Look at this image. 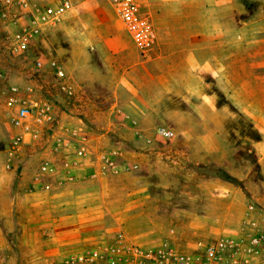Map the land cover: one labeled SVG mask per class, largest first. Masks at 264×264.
Listing matches in <instances>:
<instances>
[{
  "label": "crops",
  "instance_id": "1",
  "mask_svg": "<svg viewBox=\"0 0 264 264\" xmlns=\"http://www.w3.org/2000/svg\"><path fill=\"white\" fill-rule=\"evenodd\" d=\"M136 1L157 31L154 52L147 57L140 55L105 0H72L57 29L45 33L74 87L73 96L66 97L52 81L45 83L64 108L58 104L67 124L89 121L100 126L103 114L108 121L114 115L122 122L136 119L152 126L149 111L160 117L163 110L176 114L179 94L193 99L189 107L195 117L185 118L193 126H211L233 106L256 109L250 102L239 104L237 96L264 95V0ZM3 82L4 77L0 110L11 87ZM218 94L228 95L230 103H219ZM213 139L207 135L200 142ZM8 152L0 149V264H17L19 254L38 248L39 238L45 241V252L55 253L67 242L91 245L112 236L102 233L109 229L98 221L100 203L88 189L105 179L82 180L91 170L88 161L67 170L64 165L71 156L49 155L46 149L31 153L29 158L52 163L50 172L35 183L39 170L24 168L18 177L16 169L3 167V156L9 164ZM12 254L13 260L3 259Z\"/></svg>",
  "mask_w": 264,
  "mask_h": 264
},
{
  "label": "rangeland",
  "instance_id": "2",
  "mask_svg": "<svg viewBox=\"0 0 264 264\" xmlns=\"http://www.w3.org/2000/svg\"><path fill=\"white\" fill-rule=\"evenodd\" d=\"M46 56L60 61L56 48L46 41L45 35L37 41L36 47L19 55H13L0 38L3 83L45 89L50 79L45 77L44 70H35L32 63L39 58L45 60ZM216 99L219 103H230L228 95L218 94ZM237 101L239 104L250 102L257 107L244 111L232 105L230 110L221 112L220 121L216 119L206 127L193 126L191 121L188 125L186 116L191 120L196 112L190 110L189 103L193 99L187 94H179L176 114L163 110L160 117L149 108L147 117L152 126H144L132 118L137 125L122 122L114 115L108 121L103 114L100 126L89 121L83 124L85 134L91 139L92 151L81 159L83 167L88 161L91 173L96 154L108 150H116L119 160L122 158L120 161L129 166L126 173L90 178L92 181L105 179L103 187L99 183L88 185L100 203L98 221L109 229L102 233L113 235L119 229L144 245H155L167 239L184 250L196 251L200 244L236 234L248 204L264 209V95H241L237 96ZM55 102L59 104L56 98ZM161 129L173 132L174 137L163 138L159 134ZM13 132L5 108L1 109L0 149L3 154L10 149ZM207 135L215 139L200 142ZM41 150H45L43 142L23 147L10 169H16L18 177L24 168L38 172L44 160L29 157ZM2 161L3 167H7L4 156ZM85 179H89V173L82 177ZM6 183L11 184L8 179ZM6 226L4 230L9 229ZM101 241L91 245L67 242L59 252L47 253L45 241L39 238L38 248L19 254L17 264H58L67 255L89 250ZM4 257L9 262L14 255Z\"/></svg>",
  "mask_w": 264,
  "mask_h": 264
},
{
  "label": "built area",
  "instance_id": "3",
  "mask_svg": "<svg viewBox=\"0 0 264 264\" xmlns=\"http://www.w3.org/2000/svg\"><path fill=\"white\" fill-rule=\"evenodd\" d=\"M105 1L140 55L151 53L157 43V31L137 1ZM72 6V0H0V38L13 55L28 53L49 29L62 22ZM32 66L38 72L45 71V77L53 82L58 93L73 96L74 87L61 61L53 57L39 58ZM5 113L14 131L10 138L8 168L23 147L39 142L44 143L49 155L71 156L64 165L67 170L82 168L81 159L92 152L91 139L83 125L67 124L46 88L12 85L8 89ZM125 120L128 119L125 117ZM130 123L135 124L132 120ZM159 134L167 140L174 137V133L166 129H161ZM120 160L116 150L97 153L89 178L126 173L129 166ZM51 165L44 159L34 177L35 183L50 172ZM73 179V175L68 176V181ZM58 264H264V209L248 204L236 234L200 244L196 251L184 250L167 239L155 245H144L117 230L106 242L67 255Z\"/></svg>",
  "mask_w": 264,
  "mask_h": 264
}]
</instances>
